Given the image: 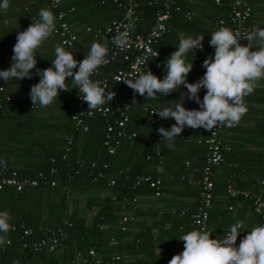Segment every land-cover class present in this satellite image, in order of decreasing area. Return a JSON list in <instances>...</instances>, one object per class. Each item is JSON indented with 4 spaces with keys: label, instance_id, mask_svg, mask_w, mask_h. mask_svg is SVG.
<instances>
[{
    "label": "trees",
    "instance_id": "16d2710c",
    "mask_svg": "<svg viewBox=\"0 0 264 264\" xmlns=\"http://www.w3.org/2000/svg\"><path fill=\"white\" fill-rule=\"evenodd\" d=\"M136 1L140 21L134 26L133 31L142 34L152 25L154 14L159 7L147 5L146 0ZM174 1L172 0L177 11L172 10L171 17L166 23L168 32L162 35L154 46L160 56H167L168 58L172 54V50H178L179 44V39L169 34L171 31L169 22H172L173 28H178L185 33L188 26L191 25L192 19L187 21L184 17V14L189 12L186 10L191 9L190 4L186 0H181V3ZM218 2L219 5L213 2L218 9L214 22L225 19L229 9V0H221V2L218 0ZM9 5L6 15L0 12V70H8L11 67V57L14 55L13 47L17 42V34L26 30L33 21L40 19L38 11L42 7L49 8L56 15L57 10L66 12L71 8L77 11L83 7L92 6L96 10L95 12L99 13L98 17L100 14L104 15L107 11H112L115 17L109 19L108 22L118 17L115 5L109 0H77V2L75 0H60L56 9L50 7L49 0H9ZM71 13H67L63 21L68 26L70 33L75 36L72 48L84 59L86 55L80 48L86 45L90 50L93 42L102 43V37L100 35L94 37L93 31L108 22H101L99 18H97L98 24L86 21L85 25H89L86 28L91 31L86 32L84 28L81 31L85 34L83 35L81 32L72 29V21H67ZM5 21H7L6 24ZM55 23L57 28V19ZM170 40L177 45L174 44L175 48L171 51L165 48ZM209 40L205 41L204 53L201 50H195L194 58L191 56L188 58L190 62H196L198 58L202 59L205 55H210L213 52L214 48L210 46ZM57 45L68 51L61 44V38L58 34L53 33L40 49L41 56L37 54L36 68L43 70L52 66L51 61L55 59V47ZM117 66L121 65L105 66L101 68L100 72L102 75H106ZM164 69L148 68L156 75L164 74ZM32 73L31 79L14 80L9 84L0 79V87H3V90H0V167L5 165L8 171H15L17 178L33 179L37 173H42L46 185L26 187L21 192H16L7 186L0 190V211L10 213L12 217L10 223L14 226V230H10L5 237L6 241L11 243L0 246V264H22V262L30 264L35 263L37 258L44 259V256H50L44 260L51 258L50 261L53 262L51 264H54L55 261L52 258H55L54 254L58 250H75L76 253L79 252L81 257H87L86 253L84 255L81 252L87 251L89 248L94 249L95 256L97 254L106 255V257H102L101 264H116L110 260L113 256H118L119 262L124 264L121 256L132 255L135 252L138 254L140 250H144V245L151 248L155 244L152 237L147 236L149 230L139 222L143 215L139 202L141 197H145L149 199V205L154 206L155 203L151 199L157 201L159 198L152 196V190L145 183H140L133 190H128L127 186L132 184L135 176L150 175L157 177L153 168L158 160L161 163L162 147L160 144L163 137L158 136V127H156L154 120L152 125H148L147 120H145V124L143 123L144 125L134 121L135 114L132 109L135 106H133L129 112L126 130L134 132L135 138L130 141L122 140L113 154H107L101 146L100 135L104 126V118L98 115L85 118L84 123L87 127L85 132L73 127L70 116L75 108L80 106L88 110V105L85 102L79 104L76 101L77 92L76 88H73L71 78L66 81L69 91H61L53 104L48 107H34L29 92L31 87L39 82L40 77L36 75V69H33ZM104 106H109V103ZM148 109L150 108H145L143 115L154 118L155 115H148ZM164 123L165 125L161 127L168 130L171 119H165ZM96 132L99 133L98 137ZM66 136L71 138V143L68 153L65 158H62ZM89 147L94 148L93 153H88ZM80 148L85 149L83 154H81ZM155 151H158L159 156L155 155ZM86 152L87 155H84ZM50 159H52V163ZM75 161H80L84 165L94 162L96 170L102 164H106L107 167L101 170L102 177L96 182H90L84 178L82 171L78 176L67 181L72 174ZM51 168L55 170L54 173L49 172ZM109 180H113L114 185L106 186ZM51 181L54 182L52 187L49 186ZM112 196L116 197L115 202L110 200ZM121 198L125 202L117 203ZM132 198L137 200L134 211L131 210L133 204L130 200ZM181 210L183 209L169 210L168 218H164L163 215L160 216V219L155 222L156 227L161 226L164 229L165 226H168L166 230L188 227L186 215L179 218L175 214L171 215V211L177 213ZM88 212L93 213L86 222L85 218ZM147 214L152 217L156 216L155 212ZM44 216L52 217L53 223L45 222ZM121 216H127L128 219L123 232L119 230L117 225ZM61 220L67 221L70 227L66 229L67 238L60 248L52 252L48 251L46 247L38 252H27L21 249L19 224L31 230V235L26 239L35 241L42 238L46 230H52L59 226ZM37 227H41V230L38 231ZM135 228H138L139 231ZM112 232L116 234L113 236ZM0 235L4 234L0 233ZM110 239L113 242L110 243ZM160 249L167 250L162 245Z\"/></svg>",
    "mask_w": 264,
    "mask_h": 264
},
{
    "label": "clouds",
    "instance_id": "9594fccd",
    "mask_svg": "<svg viewBox=\"0 0 264 264\" xmlns=\"http://www.w3.org/2000/svg\"><path fill=\"white\" fill-rule=\"evenodd\" d=\"M59 2L60 0H54L56 4ZM9 6V0H2L0 12L6 15ZM38 15V21H33L26 30L17 34L11 67L0 70V79L8 84L14 80L31 79L32 70L36 69L40 80L31 87L29 96L34 107H48L55 102L61 91H69L66 81L71 78L73 88H77L82 94L80 98L88 105V110H102L106 103L114 99L116 93L106 91V87H102L99 81H93L91 77L109 62L107 42H93L82 61H77L73 53L57 45L52 66L41 70L36 68V57L37 54L40 55L45 41L55 32L57 17L49 8L43 7L39 9ZM241 39L247 40V45H242ZM203 40L204 35L186 37L181 32L178 50L165 61L166 75L163 80L147 69L139 72L135 79L122 81L147 101L155 99L157 94L166 97L181 86L187 89V98L195 101L199 109H186L185 94L181 93L179 101L182 100L183 103L168 101V107L152 111L153 115H158L161 119L176 121L170 130L164 127L158 130L170 144L186 126L192 129L203 128L211 134L215 133L213 129L221 126H237L247 113L244 98L253 94L261 86L259 82L264 80V28L253 27L241 34L230 28L220 27L211 34L209 43L215 51L214 55L203 61L205 74L198 82L188 83L187 76L193 70V62H187V57L194 58L195 50H203ZM111 42L124 49L129 44V36L127 33L118 34ZM201 89H206L202 101L198 95ZM133 103H137L135 97ZM11 219L9 212L0 211V233L4 234L0 235V246L11 243L5 239L7 233L14 230ZM243 228L244 221L238 220L219 239H212V233L207 230L187 232L179 238L184 243L183 252L174 255L169 264H264V225L247 232L237 247L236 241Z\"/></svg>",
    "mask_w": 264,
    "mask_h": 264
},
{
    "label": "crops",
    "instance_id": "0c3cea01",
    "mask_svg": "<svg viewBox=\"0 0 264 264\" xmlns=\"http://www.w3.org/2000/svg\"><path fill=\"white\" fill-rule=\"evenodd\" d=\"M75 1L77 2V0ZM148 1L150 0H146V4ZM175 1H177V3L182 2L181 0ZM212 1L213 0H186V2L190 4L189 6H191V9L186 11H189L187 13L192 14L190 17V19H192L191 21L190 19L187 20L191 22V25L188 26L187 31L184 33L185 36L195 37L197 35H204L203 44H205V41L211 39L210 33L212 23L216 19L218 10L216 5H219V2L215 3L213 1L216 4L214 5ZM247 3L250 7V17L246 22L247 30L250 31L253 27L264 28V0H247ZM153 6L154 5H151V7ZM95 11L96 10H94L92 6L83 7L77 11L73 10V12L69 14L70 18L67 19V21H72L71 26L74 31L81 32L86 26L89 27V25H85L86 21L97 23V18H99V21L101 22H108L109 19L115 17L112 11H107L104 15L100 14V17H98L99 13H96ZM117 14L118 19V11L116 15ZM103 18H105V20H103ZM169 25L171 27L169 34L175 36L176 39H179V34L181 32L183 33V31L178 28H173L174 25H172L171 21L169 22ZM81 34H83V32H81ZM174 44L175 43L170 40L165 48L171 51L175 48L176 44ZM80 49L85 55L89 52L86 45L82 46ZM202 51L203 50H201V52ZM214 51L215 50H213L210 55H214ZM173 52L174 51L172 50V53ZM210 55H205L202 59L198 58L196 62H193V70L187 76L188 83H194L193 76L195 74H205L206 69L202 67V64ZM164 58L168 59L167 56ZM188 58L189 57H187V62L191 63ZM161 68L164 69V66ZM165 71L166 69H164V74L154 75L162 80L166 75ZM262 82H264V80H261L259 83L261 84ZM181 93L185 94L184 107L186 109L191 108L195 101L187 98L188 92L183 86L166 97L157 94L155 99L147 101L144 96H140L138 104L132 109L135 114L134 121L142 125L145 124V120L149 121L150 118L143 115L145 108L160 110L169 106L168 101H178L179 103H183L182 100L179 101L181 99ZM204 94L205 89H201L198 93L200 99L203 98ZM244 100L247 106V113L242 117L237 126L231 128L225 127L223 130L220 136V142L222 145L227 146L229 150L224 153L222 162L218 166L212 168L211 171V182L213 184L212 205L209 212L207 231L212 233V239L221 238L222 230L232 226L238 220L244 221V234L250 232L254 227L260 226L258 218L251 212L248 202L238 199L231 200L224 194V186L227 179L232 181L235 186L239 188H248L250 185L255 184L259 179L264 177V129L262 126L264 119V97L257 87L254 93L246 96ZM151 119L154 120L158 130L161 126L165 125V119H161L158 115H155V117ZM135 122H133V124H135ZM147 126L148 125L146 124V127ZM158 130L157 133L159 134ZM96 134L98 137L99 133L96 132ZM181 135L184 136L183 139L179 138ZM206 135L207 131L203 128L192 129L187 127L171 144L169 141L162 138L160 144L162 147L161 163H156L153 168L154 173L161 181L162 195L157 201L151 199L155 203L154 206H150L149 199L145 197H141V201L139 202V207L143 214L139 222L149 230L147 236L152 237V241L155 244L151 247L152 249L148 245H144V250H140L138 254L135 252V254L132 255L121 256L124 264H169V261L174 255L183 252L184 243L179 238L189 232V226L184 229L166 230L161 226V228H157L155 222L159 220L162 215L164 218H168L167 213L171 209H183L185 212L189 213L195 208L197 193L200 188L199 180L201 169L205 161V148L202 142L206 138ZM158 136L162 137L160 134ZM93 149L94 148L89 147L88 153H93ZM84 150V148H80L81 154H83ZM84 155H87V152ZM186 162L188 163V167H185ZM153 212L156 213L155 217L147 214ZM92 213L93 212H88L86 214V222H88L89 216H91ZM44 217L45 222L53 223L52 217ZM151 227L152 230L150 231ZM138 228H135V230L139 231ZM113 232L112 234L114 236L116 233ZM161 245L167 250H161ZM75 253V250H58L54 254L55 258H52V260L55 261L54 264H93L90 259H88L86 263L80 262V260L75 257ZM85 253L86 250L81 252V254L84 255ZM103 256L106 257L105 254H97L96 258L103 261ZM46 257L50 256H44V259ZM24 258L28 259L26 257ZM37 259L35 260V263L30 264L53 263L50 261L51 258L44 260L40 257ZM22 264L25 263L22 262Z\"/></svg>",
    "mask_w": 264,
    "mask_h": 264
},
{
    "label": "built area",
    "instance_id": "2783aa9c",
    "mask_svg": "<svg viewBox=\"0 0 264 264\" xmlns=\"http://www.w3.org/2000/svg\"><path fill=\"white\" fill-rule=\"evenodd\" d=\"M113 3L119 12V18L112 20L104 24L101 28L93 31V36L100 35L102 37V43L107 42L109 48L108 63L101 66L98 71L91 77L93 81H99L102 87H106V91L111 90L116 93L114 99L109 102V106H103L102 110L89 111L77 106L70 116V120L73 123L75 129H80L82 132L87 130L84 123L85 118H90L93 115H98L104 118V126L101 133V146L104 148L107 154H113L115 148L120 144L122 140L130 141L135 138L134 132H129L126 130V124L129 120V112L133 106L138 104V93H134V90L128 87L124 81L125 79H135L137 74L141 71H147L149 67L158 69L165 65L167 58L161 57L159 54L157 56V51L154 46L157 44L158 40L167 32L166 23L171 17L172 10H177L173 5L171 0H150L147 5L158 6L159 9L154 14V20L152 25L148 28L145 34L134 33V26L140 21V17L137 11V1L136 0H109ZM218 3V0H214ZM49 5L52 9H56L58 4L54 3V0H49ZM73 9H69L66 12L62 10H57L56 17L58 21V27L55 32L61 38V44L67 48L68 52L74 54V58L77 61H82L83 57L79 55L76 50L72 48V43L75 40V36L70 33L68 26L63 21L67 13H71ZM192 16L191 13H185L184 17L189 20ZM250 17V7L247 0H229V10L225 19H219L212 24L211 34L218 30L220 27H227L232 29L234 32H240L241 34L248 32L246 22ZM86 32L91 31L89 28H85ZM127 33L129 36V44L126 48L121 49L112 44V38L118 34ZM240 43L246 45L247 40L241 39ZM113 64H120L121 66L114 67V69L106 75H102L100 70L105 66H110ZM78 70V69H76ZM203 75L195 74L193 76V82H198ZM164 79V78H163ZM162 79V80H163ZM258 87L260 92L264 97V82ZM77 96L76 101L80 104L82 99L80 98L81 93L76 88ZM206 94V89H205ZM204 94V95H205ZM135 97L137 103L132 104V100ZM204 97V96H203ZM203 98L201 99V101ZM191 109H199V105L195 102L192 104ZM152 109H148L147 113L152 116ZM176 121L171 119V126L175 124ZM153 124V119H149L148 125ZM264 129V119L262 122ZM226 126L218 127L213 129L214 134L207 131L206 138L203 143L205 146V161L201 169V176L199 180L200 189L197 195V201L195 208L186 214L184 210L177 213L171 211V215L175 214L178 218L187 216L188 226L190 231L192 230H207V223L209 218V212L212 205V188L213 184L211 182V171L212 168L218 166L222 160L223 155L229 148L224 146L220 142V136ZM183 139V136H180ZM64 148L63 156L65 158L69 151V146L71 143V138L66 136L64 138ZM155 155L159 156L158 151H155ZM52 163V159H50ZM74 168L72 169V174L68 177L67 181H70L73 177L78 176L82 171L84 173V178L88 179L90 182H96L97 179L102 177V171L107 166L102 164L98 170H96V165L94 162L84 165L80 161H75ZM160 164V160L157 161ZM185 167H188V163H185ZM50 173H54L53 168L50 169ZM120 174V172H118ZM140 183H145L152 190V196L154 198H160L162 195V185L158 177H152L150 175L135 176L131 185L127 186L128 190H133ZM46 185V180L42 173H37L36 177L33 179L29 178H17L15 171H8L5 165L0 167V190L7 186L14 189L16 192H21L26 187H41ZM114 185L113 180H109L106 186ZM49 186H54V182L51 181ZM224 194L227 198L231 200H242L248 202L251 212L258 218L259 225H264V177L259 179L255 184L250 185L248 188H239L235 184L226 180L224 186ZM111 201H116V197L112 196ZM125 202L124 199H120L117 203L121 204ZM130 202L133 204L131 210L136 209V198H132ZM128 221L127 216H121L118 220V228L121 232L125 231V224ZM70 227V224L61 220L60 225L55 229L46 230L45 235L38 240H28L31 235V230L25 228L22 224H19V229L21 230L20 240L21 249L27 252H38L43 247H46L48 251H55L60 248L62 243L67 238L66 229ZM231 227V226H230ZM230 227L225 228L222 231V237L226 234ZM165 226L164 229H167ZM180 229V227L178 228ZM40 231L41 227H37ZM241 233L237 238L236 246L238 247L242 239L247 235ZM221 237V238H222ZM110 243L113 242L112 239L109 240ZM86 256L92 260L93 264H101V261L96 258L95 251L93 248H89L86 251ZM75 257L82 263H86L87 257H81L78 253ZM111 261L116 264H121L120 258L118 256H113L110 258Z\"/></svg>",
    "mask_w": 264,
    "mask_h": 264
}]
</instances>
